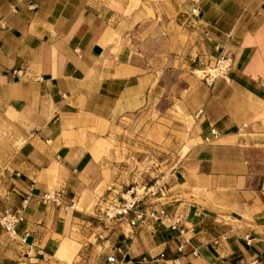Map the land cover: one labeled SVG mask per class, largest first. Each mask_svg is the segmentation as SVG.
I'll return each mask as SVG.
<instances>
[{"label":"crops","instance_id":"1","mask_svg":"<svg viewBox=\"0 0 264 264\" xmlns=\"http://www.w3.org/2000/svg\"><path fill=\"white\" fill-rule=\"evenodd\" d=\"M192 10L190 0H0V212L29 199L17 235L33 247L0 228V264H264V3ZM227 56L228 75L208 83ZM175 73L170 105L197 137L164 196L142 208L183 214L187 235L149 218L132 227L134 215L100 221L113 127L158 103ZM47 194L60 202L44 205Z\"/></svg>","mask_w":264,"mask_h":264},{"label":"rangeland","instance_id":"2","mask_svg":"<svg viewBox=\"0 0 264 264\" xmlns=\"http://www.w3.org/2000/svg\"><path fill=\"white\" fill-rule=\"evenodd\" d=\"M180 85L178 73L165 76L162 89L155 95L154 101L158 103L113 127L111 161L115 163L116 174L109 192L113 195L110 202L128 193L143 195L157 183L167 185L171 173L194 144L197 137L194 122L179 106L170 105V101H177Z\"/></svg>","mask_w":264,"mask_h":264},{"label":"built area","instance_id":"3","mask_svg":"<svg viewBox=\"0 0 264 264\" xmlns=\"http://www.w3.org/2000/svg\"><path fill=\"white\" fill-rule=\"evenodd\" d=\"M193 5L192 15L198 17L200 14V5L201 0H190ZM264 3V0H260ZM234 64V60L231 56L223 57L218 63L217 67L210 73L209 76L205 79L209 83L210 81L213 83L214 80L218 78H223L228 75L232 66ZM201 114V113H200ZM212 134L215 138L219 137L217 131H212ZM166 187L164 185H159L158 183L152 187H150L147 191H144L143 195L134 196L133 193H128V195H122L119 198L113 199L110 204L101 211L100 221H117L122 220L130 215H134V219L130 222L132 227H136L137 223L140 221H144L149 218L153 220L155 223L166 222L168 223L170 229L174 232L179 233L180 236L185 237L187 235V230L184 225V215L175 213L170 214L163 208H153V204L151 207L143 209L144 203L148 199L157 200L162 198L165 194ZM61 200V194H47L42 198V203L44 205L47 204H55L57 205ZM29 199H27L23 205L21 211L10 212L4 211L0 212V228L5 231V233L9 236L12 241L20 240V242L28 247L29 251L33 250L32 245L28 243L29 235H26L23 238H19L17 235V230L20 224L25 221V217L23 212L27 209ZM264 234V230H263ZM180 250H184V247H181ZM46 260V257H44ZM117 261L115 258H109L108 264H116ZM25 264V263H23ZM174 264H178L177 261Z\"/></svg>","mask_w":264,"mask_h":264},{"label":"bare ground","instance_id":"4","mask_svg":"<svg viewBox=\"0 0 264 264\" xmlns=\"http://www.w3.org/2000/svg\"><path fill=\"white\" fill-rule=\"evenodd\" d=\"M211 73H213V71Z\"/></svg>","mask_w":264,"mask_h":264}]
</instances>
